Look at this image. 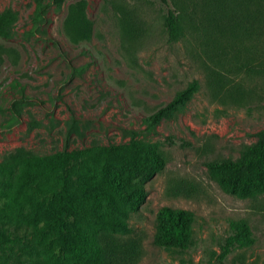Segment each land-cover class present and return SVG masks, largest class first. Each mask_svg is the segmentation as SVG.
I'll return each mask as SVG.
<instances>
[{"label": "rangeland", "instance_id": "obj_1", "mask_svg": "<svg viewBox=\"0 0 264 264\" xmlns=\"http://www.w3.org/2000/svg\"><path fill=\"white\" fill-rule=\"evenodd\" d=\"M77 1L51 4L36 30L35 0H0V13L11 8L19 14L12 37L0 40L11 49L0 58V161L19 149L49 155L133 138L158 143L167 167L146 184V202L130 219L142 239L138 264H264V195L227 194L206 167L217 157L239 158L241 146L264 133V76L237 69L213 93L210 57L190 30L179 41L169 39L161 0H85L94 32L89 42L72 44L63 21ZM194 80L200 89L192 100L153 134L144 133L145 119ZM16 102L19 114L12 111ZM181 181L196 185L193 197L173 193ZM163 207L195 213L187 249L154 244ZM240 221L249 224L255 242L222 260L226 238Z\"/></svg>", "mask_w": 264, "mask_h": 264}, {"label": "trees", "instance_id": "obj_2", "mask_svg": "<svg viewBox=\"0 0 264 264\" xmlns=\"http://www.w3.org/2000/svg\"><path fill=\"white\" fill-rule=\"evenodd\" d=\"M34 28L46 22L51 4L64 0H35ZM169 39L179 41L194 33L210 57L208 86L213 93L233 71L264 76V0H161ZM85 0L69 5L63 32L72 44L89 42L93 22ZM124 5H120L123 8ZM123 10L126 11V8ZM129 18H133L128 16ZM19 21L11 8L0 13V40H9ZM10 50V51H9ZM11 49L0 45V58ZM194 80L165 106L145 119L144 133L153 134L164 120L180 111L199 91ZM218 93V92H217ZM20 103L12 105L20 113ZM158 143L133 138L127 144L92 146L49 155H31L23 149L0 161V264H138L142 239L130 219L146 202V184L167 167ZM211 180L227 194L245 200L264 195V133L244 144L240 157L210 159ZM175 195L193 197L196 185L181 181ZM196 215L163 207L155 220L154 244L187 249ZM222 247V260L254 242L249 224L232 225Z\"/></svg>", "mask_w": 264, "mask_h": 264}]
</instances>
